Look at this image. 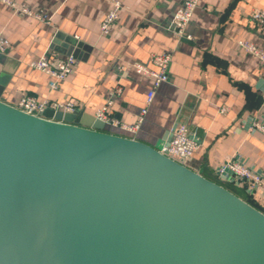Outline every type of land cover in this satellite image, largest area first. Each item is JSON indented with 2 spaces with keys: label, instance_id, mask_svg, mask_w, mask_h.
Returning a JSON list of instances; mask_svg holds the SVG:
<instances>
[{
  "label": "water",
  "instance_id": "1",
  "mask_svg": "<svg viewBox=\"0 0 264 264\" xmlns=\"http://www.w3.org/2000/svg\"><path fill=\"white\" fill-rule=\"evenodd\" d=\"M94 121L0 99V264H264L263 210Z\"/></svg>",
  "mask_w": 264,
  "mask_h": 264
},
{
  "label": "crops",
  "instance_id": "2",
  "mask_svg": "<svg viewBox=\"0 0 264 264\" xmlns=\"http://www.w3.org/2000/svg\"><path fill=\"white\" fill-rule=\"evenodd\" d=\"M17 1L49 19L16 13L0 0V34L11 43L0 53L1 100L16 105L30 94L73 101L82 125L92 126L95 111L120 84L123 92L111 113L135 124L152 80L121 65L173 51L169 80L139 128L104 123L103 130L155 146L167 142L177 124H188L200 145L185 164L264 211L263 187L251 192L217 173L220 164L236 158L264 175V133L253 130L254 121L264 123V61L239 44L247 40L264 49V32L252 17L254 9H264V0H200L182 38L170 27L183 0H122L124 8L107 34L101 23L111 0ZM69 53L77 56L78 66L55 90L50 76L29 64L44 54ZM222 106L228 107L226 113L220 112Z\"/></svg>",
  "mask_w": 264,
  "mask_h": 264
},
{
  "label": "built area",
  "instance_id": "3",
  "mask_svg": "<svg viewBox=\"0 0 264 264\" xmlns=\"http://www.w3.org/2000/svg\"><path fill=\"white\" fill-rule=\"evenodd\" d=\"M11 6L16 13L28 15L37 18L41 21H47L49 15L42 11H36L27 4L20 3L17 0H1ZM200 0H183V3L175 11L171 32L179 37L186 36V29L191 21L193 14ZM112 7L105 15L101 23L102 34H107L110 31L112 24L119 18L120 12L124 8L122 0H111ZM252 17L258 24L259 28L264 32V9L256 8L252 12ZM239 44L255 55L257 58L264 61V49L252 41L240 40ZM11 46L9 39L0 34V53L7 52ZM173 60V51H164L161 53L151 54L148 62H126L121 65V69L132 67L137 73L151 78L152 83L147 93L146 106H144L139 114L138 122L135 124H127L121 122L111 113V108L123 92V86L118 84L112 87L109 91V96L103 106L95 111V119L101 120L104 123H112L122 125L128 130L135 131L145 119L148 111V106L154 100L158 89L161 85L169 80V68ZM35 69L45 72L50 76L49 86L52 90L58 89L63 80H65L78 66V58L74 53H69L62 56H49L48 54L41 55L39 58L32 60L30 63ZM154 65L155 67H152ZM16 106L28 113L42 115L47 109L54 111H63L75 113L77 106L73 101L38 99L34 95L23 96ZM227 106L220 108L221 113H226ZM253 130H259L264 133V123L253 122ZM200 139L192 132L188 124L179 123L173 130L172 137L165 142L160 151L166 155L185 163L199 147ZM217 173L221 177L223 174H229L233 180H229L237 185H245L253 192L260 187L264 188V175L257 172L255 169L248 166L245 162L236 158H231L219 165Z\"/></svg>",
  "mask_w": 264,
  "mask_h": 264
}]
</instances>
